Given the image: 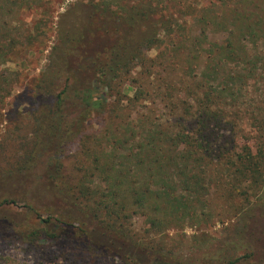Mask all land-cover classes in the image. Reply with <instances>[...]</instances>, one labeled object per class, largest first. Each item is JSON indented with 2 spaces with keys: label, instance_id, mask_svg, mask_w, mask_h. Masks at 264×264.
Here are the masks:
<instances>
[{
  "label": "trees",
  "instance_id": "1",
  "mask_svg": "<svg viewBox=\"0 0 264 264\" xmlns=\"http://www.w3.org/2000/svg\"><path fill=\"white\" fill-rule=\"evenodd\" d=\"M118 2H76L80 17L66 14L72 21L60 27L49 69L35 81L33 137L21 160L0 171V236L16 230L30 249L38 240L63 243L82 261L194 264L157 236L210 222V200L220 199L244 223L206 264H264V0L200 7L158 0L162 11L176 12L152 24L150 9L131 1L120 14ZM35 4L0 0V66L21 51L4 14ZM154 47L161 50L151 59ZM6 77L0 71V109L11 89ZM134 84L126 108L112 92ZM137 104L148 111L134 118ZM161 107L168 113L155 118ZM91 118L107 123L98 136L86 135ZM221 122L230 136L211 126ZM241 123L249 132L237 129ZM75 141L90 160L78 180L60 160ZM17 201L35 228L9 211ZM135 215L144 218L145 236L135 234Z\"/></svg>",
  "mask_w": 264,
  "mask_h": 264
},
{
  "label": "rangeland",
  "instance_id": "2",
  "mask_svg": "<svg viewBox=\"0 0 264 264\" xmlns=\"http://www.w3.org/2000/svg\"><path fill=\"white\" fill-rule=\"evenodd\" d=\"M36 4L33 7L27 6L13 13H5L3 20L8 22V39L16 40L19 55H10L7 61H2L0 71L8 78L10 85V94L5 98L2 109H0V171L5 170L11 164L21 160L23 155L22 145L33 137V126L36 123L39 105L36 101L37 93L34 85L36 79L46 70L49 69L50 56L52 48L58 43L60 38V27L70 23L72 16L66 14L73 13V17L79 18L80 9L73 7L76 2H91L93 0H35ZM100 1V0H95ZM102 1V0H101ZM108 1V0H107ZM122 3H116L114 9L123 13L121 8H125L127 3L135 2L136 5L145 9H150L151 24L159 22L162 13L170 16L176 10L171 8V11L164 12L161 10V5L158 0H121ZM196 2L198 7L206 6L209 0H191ZM213 1V0H212ZM154 5V6H152ZM79 20V19H78ZM199 27H196L193 34L198 33ZM33 36L35 37L33 39ZM31 40V42L29 41ZM161 48L154 47L148 52V57L151 59L159 55ZM141 65L137 66L133 71L134 81L139 78L142 72ZM159 69V73H160ZM153 73H157V69H153ZM174 73V75H176ZM155 81V79H152ZM136 84L124 93H117V98L122 101V104L127 108L128 99L134 94ZM111 95V93H109ZM115 96V95H114ZM180 97V95H179ZM114 100L115 97H111ZM148 105L147 108L153 109L157 103ZM159 104V103H158ZM132 115L134 118L147 114L148 109L140 105L134 106ZM149 109V110H150ZM161 107L157 110L155 118L167 114ZM149 114V113H148ZM120 122V119H118ZM107 123L100 118H91L86 129V135L98 136L99 133L105 130ZM218 136H230V133L225 130V124L219 123L217 126ZM241 123L237 129H244L249 132ZM216 129V128H215ZM78 142L72 143L65 150L64 156L61 157L63 166L68 175H71L76 180L84 175V172L89 170L90 160L85 154H80ZM90 186H93L89 182ZM214 216L210 222H204L197 226H186L184 229H173L157 236L158 240L165 242L172 251L178 252L179 256L187 258L194 264H206L211 258L216 257L220 250H225L231 247V243L236 239L238 230L244 223V218L241 215L235 216V213H228L229 200L214 199L210 200ZM240 201V200H237ZM9 211L13 213H21L24 224L28 222L27 229H33L37 226L38 221L32 217L29 220L27 211L24 209L22 202L17 201V205H9ZM45 218L46 215L42 214ZM23 224V225H24ZM132 225L135 234L138 237L145 236L144 218L140 215H135L132 219ZM18 232L13 230L7 236H0V264H122L113 258H90L82 261L81 251L70 249L63 243H54L49 245L44 240L36 241L37 248H27L22 239H18ZM238 249V248H237ZM40 251V252H36ZM242 253L243 250L239 249ZM217 258V257H216ZM216 262H214L215 264Z\"/></svg>",
  "mask_w": 264,
  "mask_h": 264
}]
</instances>
